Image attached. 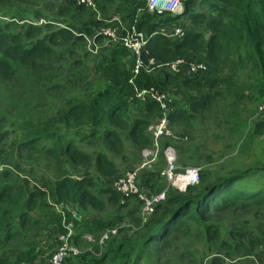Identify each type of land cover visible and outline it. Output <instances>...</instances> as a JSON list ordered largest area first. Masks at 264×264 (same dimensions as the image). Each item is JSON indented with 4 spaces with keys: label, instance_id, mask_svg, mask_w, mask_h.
<instances>
[{
    "label": "trees",
    "instance_id": "obj_1",
    "mask_svg": "<svg viewBox=\"0 0 264 264\" xmlns=\"http://www.w3.org/2000/svg\"><path fill=\"white\" fill-rule=\"evenodd\" d=\"M200 1L210 2L209 12L214 16L193 14L191 21L205 25L211 35L205 38L203 32L188 33L175 42L155 32L161 24L179 16L157 15L145 10L137 15L136 10L144 6L141 0H103L100 3H105L109 9L115 5L116 12L128 13L127 21L136 20V30L147 39L142 52L145 61L153 59L165 65L206 50L203 59L198 61L206 65L208 74L215 76L208 86L210 93L207 88L205 94L199 93L202 89L198 80L186 79L180 84L169 75L147 73L142 69L133 76L134 58L129 51L106 48L98 55L94 66L98 81L89 90L86 100L67 102L63 99L49 107L44 98L39 116L43 120L32 124V116L36 115L32 111L36 107H20L15 115L12 112L15 100L7 94V86L15 70L30 72L34 84L42 89L49 84L53 67L50 59L55 55L53 48L57 51L63 44L72 46L83 40L72 33L77 23L70 24L62 17L47 20L43 27L19 24L26 20L17 23L18 16L9 8L12 0H0V250L11 243L19 252L13 260L0 255V264H51L52 256L62 246L59 237L67 234L68 226L72 232L68 244L78 250V254L65 256L64 264H228L234 260L243 261L256 248L262 250L257 257L263 256L264 249L257 247L256 242H249L251 247L245 249L240 242L246 238L243 233L223 228V223L236 213H240L237 216L246 213L245 217L252 218L257 224L264 220V217L257 218L263 215L264 186L251 192L235 188L237 181L250 173H231L212 180L200 171L198 184L184 193L168 192L164 202L155 208L153 216L143 226H140L138 216L136 229L121 228L117 234H111L115 221L93 223L90 230L93 242L89 246L77 233L81 219L77 220L72 214L92 210L103 214L106 209L97 201V192L109 195L110 199L119 195L112 186L113 191L111 188L100 190L96 184L101 182L100 178L109 179L117 174L115 164L101 152L88 153L74 144L73 131L83 130V138L97 139L101 147L118 156L126 152L121 131L127 133L139 152L151 145L146 131L151 119L160 117L159 106L142 104L145 119L129 124L127 113L136 101V91H166L173 85L190 90L196 88L198 94L187 102V108L177 109L169 116L173 126H186L183 135L194 134L191 121L204 113L209 114L214 126L223 124L234 130L246 123L248 106L242 109V100L254 102L258 99L264 77V0ZM72 6L78 12L79 21L87 23L84 26L90 25L95 30L105 26L104 21L92 22V18L87 17L88 9L74 3ZM108 11L105 13L109 14ZM40 13L35 11L29 16L31 19L43 17ZM163 15L168 17L162 19ZM42 28H50L52 32L41 38ZM85 32L92 33L91 30ZM101 38L97 41L101 42ZM78 62L71 58L65 64L77 66ZM229 64L235 66L240 81L230 84L221 79L222 68ZM244 77L247 84L241 85ZM226 105L232 109L225 111ZM48 113L53 115L52 120L46 118ZM263 129L264 119L257 124L259 132ZM8 131L16 134L12 140L8 138ZM40 140L44 144L38 148ZM80 141L84 142V139ZM22 151L43 160L40 166L48 172L43 182L48 192L30 188L26 194L19 178L5 166L4 160L12 159L14 154ZM253 171L260 173L264 166ZM153 175L160 181L158 173ZM143 187H148L150 193L153 188L154 192L158 191L154 181L148 178L140 189ZM241 207L244 209L238 210ZM39 209L45 212L41 215ZM104 235L106 238L100 247L98 243ZM260 235L264 237V230H260ZM99 251L101 253L97 255Z\"/></svg>",
    "mask_w": 264,
    "mask_h": 264
},
{
    "label": "rangeland",
    "instance_id": "obj_2",
    "mask_svg": "<svg viewBox=\"0 0 264 264\" xmlns=\"http://www.w3.org/2000/svg\"><path fill=\"white\" fill-rule=\"evenodd\" d=\"M82 1L84 0H12L13 4H11L9 8L13 10L15 15L18 16L17 23L24 19L26 22L21 21L19 24L31 23L33 25L38 24V26L43 27L44 24L47 23V20L61 17L70 24L79 22L78 12L75 10V6H72L73 3L76 6L79 5L88 9V18L94 17L95 13L93 12V9L98 12L99 7L95 6L92 8L88 4L81 3ZM99 5L102 6V14L105 15L108 22L116 21L113 18L109 19V17H112V15H110L111 13H105L110 10L109 6H105V3H100ZM119 6L121 5L119 4L118 8ZM195 6H197V1L190 9ZM190 9L188 10V13ZM35 11H41L40 14H43V17L31 19L29 13H33ZM91 12L93 15H91ZM201 14H203V10L200 8L197 15ZM1 17L2 14H0V18ZM134 27V21H127V24H125L126 32L123 33L128 35L130 38ZM180 28L182 30L185 29L183 26ZM196 30H198V28H196ZM51 32L50 28H42L40 31V37L43 38L47 33L49 34ZM87 40L76 41L72 46L63 44L62 48L57 51L56 48H53L55 55L50 59L53 63V67L52 71L49 73V84L42 87V89H40V86L34 84V79L30 72L28 73L23 69L15 70L14 77L10 85L7 86V94L15 100L12 109L14 115L20 107L25 109L36 107V109L32 111L36 113V115L32 116L31 123L34 124L37 120H43V117L39 116L43 111L44 98L47 100L46 105L49 107H54L57 103H59V101H63V99L67 102H81L86 100L85 98H87L89 90L95 86L98 81V75L96 74L94 67L97 63L98 55H92L88 52ZM95 47L96 45L91 46L93 50H95ZM72 51H74V53H72ZM57 52L58 54L56 56ZM71 58L73 61L79 60L77 66H73L71 63L69 64L70 67L66 66L65 62ZM196 59L197 57H193L190 60L188 59V62L185 58H182L167 65H159L155 73L158 75H169L180 81V84L188 79V77L192 78V81L195 82L197 79L196 74H189V70L194 63L193 61H196ZM199 71V79L200 82H202L200 89H202V92L205 93V88H207V93H210L208 86L215 77L208 74L207 70ZM237 78L236 68L233 64L223 67L221 79L232 84V82L234 83L236 80L240 81V79ZM242 80L243 82L241 85L247 84L245 82V77L242 78ZM177 86L178 85L167 87L166 91L156 90L150 94L152 98L160 100L159 110L161 117L162 114L167 113L169 108L173 111L176 108H180L181 105L183 106L187 101V91L189 92L190 89L184 88L180 85L178 87ZM216 90L218 91L221 89ZM213 91H215V89H213ZM0 94H2V91H0ZM261 100L262 97L260 98V96L254 102H246V100H242V109H245L246 105L248 106V116L246 117V123L243 124V126L239 125L234 130H232L228 125H212L208 113L196 115L195 119L191 121L194 131L193 135H183L186 133L185 125H171L169 136L162 137L156 148H154L151 143L149 148L146 149L156 153L157 158L150 164V167L144 166V168L140 169L138 178L139 186L148 178L149 180L154 181L156 190H160L164 187L163 182L161 180L158 181L153 174H157L159 166L162 165L161 162H157V159L161 151L166 147L173 148L177 156V165L180 168H200L208 179L212 180L227 176L231 173H250L248 176L237 181L238 185H235L236 189L251 192L264 186V171L260 173H256L254 171L251 172L255 168L264 166V129L262 132L257 130V124L259 125L264 119V117L258 115V107ZM148 101H150V97L145 95L131 105L129 113H127L129 124L138 120L140 115L139 104L142 107V103H146ZM227 105L224 110L230 111L232 108ZM161 117L151 119L149 125L157 124ZM9 118L14 120L12 117ZM46 118L51 119L53 118V115L48 113ZM73 134L74 144L80 146L81 149L86 150L88 153L101 152L107 159H109V161L113 163L115 161L117 162V174L109 179L100 178L101 182L96 183L98 189L100 190L106 188L110 189L116 180L124 177L127 173L134 172L147 161V159L141 155V152L133 146L127 136V133L122 131L120 132V135L126 146V152L123 156L109 153L106 148L101 147V143L97 139L91 140L83 138L85 136V132L83 130L73 131ZM15 135L16 134L13 131H8L9 140H12ZM146 135L148 136L147 131ZM81 139H84V142H81ZM246 139L249 140L246 142ZM43 144V141L40 140L37 147L39 148ZM7 150L9 151L10 149L7 148ZM41 161H43L41 158L38 159L36 156H31L30 153L22 151L20 154H14L12 159L4 160V163L5 166L12 170L15 178H19L23 191L27 194L30 188L37 192H48L43 185L44 180L48 177V172L46 170H42V167L40 166ZM152 192H154V188L152 189ZM96 195L97 201H100V203L103 204L104 209H106L105 212H109L110 210L115 211L114 209H119L120 206L124 208L127 206L125 211L128 212V214L126 216H121L123 211L122 209L118 210L116 214L119 215L123 222L128 219L132 220L133 227L137 225L138 216H141L139 211H137L140 208L138 201L133 198H128L124 204H121L120 199L117 207V197L110 199L109 195L103 196L102 193L99 192H97ZM243 209L244 208L241 207L238 210ZM38 212L42 215L45 211L39 209ZM261 212L263 214L262 217L257 218L262 219L264 217V209ZM238 214L240 213H236L228 220V222H224L223 228L240 232V234L243 233L246 238L241 239L240 242L243 243L245 249L251 247L249 242H256L257 247L264 249V237L262 238V235H260V230H264V220H261L259 224H257L252 218L245 217L246 213H243L242 216H237ZM39 242L40 240H38V243ZM17 254L18 251L16 250V247L11 243L7 244L2 251L0 250V255L2 257H7L11 260H13ZM250 254L252 256L254 254L256 257L257 255L262 254V250L256 248V250ZM248 260V258L243 259V261L235 260L232 264H248Z\"/></svg>",
    "mask_w": 264,
    "mask_h": 264
},
{
    "label": "built area",
    "instance_id": "obj_3",
    "mask_svg": "<svg viewBox=\"0 0 264 264\" xmlns=\"http://www.w3.org/2000/svg\"><path fill=\"white\" fill-rule=\"evenodd\" d=\"M189 0H145V10L149 13H154L157 15L162 14H173L177 15L181 13L182 6L184 3ZM81 3L88 4L93 7L92 0H84ZM183 35L181 29L176 28L172 31L171 36L179 38ZM99 36H102L109 43L120 46L128 49L135 58L134 66H133V76H137L139 71L142 69L145 72L149 73L152 69L154 62H144L141 58V49L145 45V41L143 40V35L139 32H136L135 28L132 30V36L129 38L128 35L125 37H121L117 32V29L107 28L103 29L99 32ZM91 41L87 40V48L93 53L97 54L99 46L95 47V50L91 48ZM177 61V60H176ZM167 65V64H165ZM199 70H207L205 65H202L198 62H194L192 67L189 70V74H199ZM132 80L130 81V83ZM154 89L142 90L135 92V98L140 99L141 97L148 95L151 100L159 105V99H154L150 96ZM264 114V78L262 82V100L258 107V115ZM148 134L151 137V142L154 148L157 147L158 143L161 141L162 137L169 136L170 134V122L167 118V114H162L160 121L155 125H150L148 127ZM141 155L147 161L134 172L127 173L124 177L116 180L112 184V188L118 194H120L125 200L128 198H135L141 203L140 217L142 220L140 222V226L146 223L148 218L152 217L155 208L164 202L166 195L168 192L175 193H184L187 188L193 187L198 184L200 180V169L199 168H180L177 165V156L172 147H166L161 151L158 156L157 162H161V168L157 171L159 180L163 182L164 187L157 192H142L137 185V179L140 169L144 168V166L150 167V164L154 162L157 158L156 153L143 150ZM67 234L64 236H60L59 240L62 242V246L59 248L57 253H55L51 258V264H64V257H68L71 255H77L78 250L69 246L68 239L71 237L72 232L70 230V226L67 228ZM116 230H112L110 233H115ZM106 238V235L103 236V240ZM264 264V260L260 263Z\"/></svg>",
    "mask_w": 264,
    "mask_h": 264
},
{
    "label": "crops",
    "instance_id": "obj_4",
    "mask_svg": "<svg viewBox=\"0 0 264 264\" xmlns=\"http://www.w3.org/2000/svg\"><path fill=\"white\" fill-rule=\"evenodd\" d=\"M93 1V4H94V6L92 7V8H94L95 6L96 7H100L99 6V4H100V2L102 1V0H92ZM141 1H143L144 2V6L143 7H139L137 10H136V14L138 15V13L140 12H143L144 10H145V0H141ZM196 1H197V6H195L194 8H192V9H190L191 7H193L195 4H196ZM208 1H206L205 3L204 2H202V1H200V0H189L188 1V3L184 6L183 5V7H182V10H181V14L179 15V18H177V19H174L173 21H170V22H168V23H164V24H161L159 27H158V29L156 30V34H159V35H162V36H164V37H166L168 40H170V41H172V42H175V41H177V39L176 38H173L172 36H171V33H172V31L174 30V29H176V28H179V29H181L180 27L181 26H183L185 29H183L184 31H186L187 33H194V32H203V34H204V36H205V38H209V36L211 35V31L209 30V29H207L206 28V26L205 25H203V24H198V23H193L192 21H191V16H193V14H196L197 15V13H198V11H199V9L201 8L202 10H203V14H201V16L203 15V16H208L209 14L211 15V16H214V13H210L209 12V3H207ZM115 8H116V6L115 5H113L112 6V9H110L108 12L109 13H111L110 15H112V17H109V19H114V20H116V21H113V22H108L107 21V18L105 17V15L104 14H102V11L99 9V11L97 12L95 9H93V12L95 13V15H94V17H92V22H97V21H104V22H106V24H105V26L104 27H102L101 29H99V30H95L96 28L95 27H92V26H84L85 24H87L84 20H81V21H79V22H77V24H76V26H77V28L76 29H73V34H74V36L76 37V38H82V40L84 41V40H87V39H89V41H91L92 43H95V45L96 46H99L101 49H99V51L97 52V54H93V53H91L89 50H88V52L90 53V54H92V55H99V53H100V50H101V52L104 50V49H106V48H109V49H111V48H122V47H119V46H114V45H112V44H110L107 40H105L104 38H101V42H98L97 40H98V37H100L99 36V32L101 31V30H103V29H107V28H114V29H117V32L119 33V35L121 36V37H125L126 35L123 33V32H126V28H125V24H127V18H125L126 17V15L128 14V13H122V12H116L115 11ZM190 9V11H189V13H188V10ZM146 11V10H145ZM113 13H115V14H113ZM149 13V12H148ZM108 14V13H107ZM167 15H170L171 17H177L176 15H173V14H167ZM120 16H122V17H120ZM166 17H168V16H166V15H163V18L162 19H165ZM135 23H136V20H134V25H135ZM107 25V26H106ZM135 28V30H136V26L134 27ZM196 28H198V30H196ZM79 29H81V30H79ZM77 30H79V31H77ZM89 31V30H91L92 31V33L91 34H87L85 31ZM182 30V29H181ZM137 31V30H136ZM139 33H141V32H139ZM143 36H144V34L143 33H141ZM145 37V36H144ZM94 39H96V40H94ZM122 49H124V48H122ZM125 50H127V49H125ZM127 51H129V50H127ZM129 53H130V55L134 58V56H133V54L129 51ZM206 53V50H202V51H199L198 53H196V54H189V55H186L184 58L186 59V61H188V59L190 60V59H192L193 57H197V59H196V61L199 63L200 61H198V60H202L203 59V57H204V54ZM134 60H135V58H134ZM177 60H180V59H177ZM149 61H153L154 62V65H153V67H152V69L149 71V73H152V72H155L156 71V69L159 67V65H161V64H159L158 62H156L155 60H153V59H148L147 61H145L144 60V62H149ZM176 61V60H175ZM189 62V61H188ZM194 62V61H193ZM200 64H202V65H204L202 62H200ZM222 71H223V68H222ZM198 75V76H197ZM199 75L200 74H196V80H198V81H200V79H199ZM213 76V75H212ZM213 77H215V76H213ZM215 79V78H214ZM187 80H192V78H189L188 77V79ZM202 83V82H201ZM179 86V85H178ZM177 86V87H178ZM178 93V92H177ZM199 93L200 94H205V93H203L202 91H199ZM187 94H188V99H187V101L185 102V104L182 106H180V108H176L175 110H177V109H182V108H187V106H186V104H187V102L188 101H190V99H191V97H193V96H195V95H197L198 94V92H196L195 91V89H193V90H189V92L187 91ZM259 96H260V98L262 97V90H261V94L259 93ZM134 99H136V98H134ZM139 99H136V101H138ZM146 103H153V104H155V105H157V106H159L157 103H155L153 100H151L150 99V101H148V102H146ZM142 104H145V103H142ZM139 107H140V115H139V117H138V120H144L145 119V112L143 111V109H142V107L140 106V104H139ZM160 109V108H159ZM175 110H173V111H171L170 110V108H169V110L167 111V115H168V117L175 111ZM259 116H264V114L262 113V114H259ZM161 117V116H160ZM159 117V118H160ZM172 125V124H171ZM150 126V125H149ZM148 126V127H149ZM173 126V125H172ZM174 137V136H173ZM124 142V141H123ZM114 164H115V166H116V168H117V162L115 161L114 162ZM159 169H160V167H159ZM158 169V170H159ZM157 170V171H158ZM111 188V187H110ZM144 192H149L150 190H149V188L148 187H143V188H141ZM111 190L113 191V189L111 188ZM118 194V193H117ZM116 198V197H115ZM117 198H118V200H117V207H118V205H119V200L121 199V204H124V202L126 201L120 194L117 196ZM139 204V203H138ZM140 205V204H139ZM126 208H127V206H125V208L124 207H122V206H120V208L119 209H117V208H112V209H114L115 211H116V209H117V211L116 212H118V210H120V209H122L123 211H122V213H121V216H126L127 214H128V212H126L125 210H126ZM140 210H141V205H140V208H139V210H137V211H139V213H140ZM76 211V210H75ZM115 211H112V210H110L109 212H104L103 214H99V213H96V211H91V212H93V213H91V212H86L85 214L83 213V214H80V213H72V214H74L75 215V218L78 220L79 218L81 219V224L79 225V227H78V234L81 236V237H83V240H85V245L86 246H89V243H92L93 242V239H92V235H91V225L93 224V223H95L96 221H101V222H103V221H115L116 223H115V225H114V227H111L112 228V230H116V234H117V232H118V229H121V227L122 228H130V229H136L137 228V225L135 226V227H133L132 226V220H128V219H126L124 222H123V220L120 218V217H116V215H118V214H116V212ZM73 212H74V210H73ZM83 215V217H80V216H82ZM119 216V215H118ZM121 219L120 221H117L118 219ZM138 224V223H137ZM110 228V229H111ZM100 242H102V239H100V241H99V246L100 247H103L102 246V244L103 243H100ZM87 251H89V248L87 249ZM19 253V252H18ZM101 253V251H99L98 252V254L97 255H99ZM16 257V256H15ZM95 259H98V257H96Z\"/></svg>",
    "mask_w": 264,
    "mask_h": 264
},
{
    "label": "clouds",
    "instance_id": "obj_5",
    "mask_svg": "<svg viewBox=\"0 0 264 264\" xmlns=\"http://www.w3.org/2000/svg\"><path fill=\"white\" fill-rule=\"evenodd\" d=\"M185 4V3H184ZM183 4V5H184ZM183 7V6H182ZM181 14V13H180ZM180 14H177L176 16H179ZM136 32H138V31H136ZM182 32H183V35L181 36V37H179V38H176V37H173V38H176L177 40H180V39H182V38H184L185 37V35L186 34H188L186 31H184V30H182ZM100 37H102V36H100ZM103 38V37H102ZM105 39V38H104ZM94 40H96V39H94ZM143 40L145 41V45H146V43H147V39L143 36ZM111 44V43H110ZM113 45V44H112ZM145 45L142 47V49H141V58H142V52H143V49H144V47H145ZM114 46H116V45H114ZM120 47V46H119ZM123 48V47H122ZM124 49H126V48H124ZM128 50V49H127ZM134 56V55H133ZM143 59V58H142ZM135 61V60H134ZM194 62H197V61H194ZM200 63V62H199ZM204 64V63H203ZM205 65V64H204ZM206 66V65H205ZM206 69H207V67H206ZM167 118H168V120H169V122H170V129H171V120H170V118L168 117V115H167ZM147 133H148V128H147ZM148 138L149 139H151V137H150V135L148 134ZM152 143V142H151ZM141 153H142V151H141ZM160 168H161V166H159ZM193 168H197V167H193ZM200 169V168H199ZM200 171H201V169H200ZM139 175V174H138ZM138 178H139V176H138ZM200 181V180H199ZM199 183V182H198ZM137 185H138V187L140 188V186H139V184H138V179H137ZM141 190V189H140ZM142 191V190H141ZM142 192H144V191H142ZM153 193V192H152ZM135 199V198H134ZM128 200V199H127ZM136 201H138L137 199H135ZM138 203L141 205V203L138 201ZM140 214V213H139ZM151 218V217H150ZM149 219V218H148ZM141 220H142V217H140L139 216V224H140V222H141ZM148 221V220H147ZM146 221V222H147ZM144 225V224H143ZM142 225V226H143ZM249 259L248 260V264H260L263 260H264V256H263V258L261 257L260 259H259V257H255L254 256V254H253V256L249 253V254H247L243 259ZM235 261V260H234ZM234 261H231V262H228V264H232ZM239 261V260H238Z\"/></svg>",
    "mask_w": 264,
    "mask_h": 264
}]
</instances>
